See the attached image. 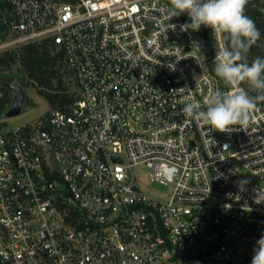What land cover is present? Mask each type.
<instances>
[{
  "label": "built area",
  "instance_id": "obj_1",
  "mask_svg": "<svg viewBox=\"0 0 264 264\" xmlns=\"http://www.w3.org/2000/svg\"><path fill=\"white\" fill-rule=\"evenodd\" d=\"M171 11L170 0H0L15 33L0 48L47 41L75 84L63 107L0 119V264H251L264 101L231 133L185 116L188 98L206 110L214 92L246 89L215 74L224 35L184 30L187 13Z\"/></svg>",
  "mask_w": 264,
  "mask_h": 264
},
{
  "label": "clouds",
  "instance_id": "obj_2",
  "mask_svg": "<svg viewBox=\"0 0 264 264\" xmlns=\"http://www.w3.org/2000/svg\"><path fill=\"white\" fill-rule=\"evenodd\" d=\"M247 3L248 0H170V18L182 13H187L189 17L190 23L182 26L184 30L199 31L204 26L212 33L224 35L229 42L216 53L215 74L233 85L247 82L258 93L253 97L244 90L227 94L217 91L207 100L206 110H201L199 101L188 98L183 108L185 116L195 118L218 132L247 129L257 101L264 100V58L257 57L251 64L243 62L244 54L260 38L255 22L245 14ZM170 67L174 68V65ZM248 183V180L241 179L237 186L243 191ZM253 191L254 203H264V189ZM253 252L251 264H264V235L256 242Z\"/></svg>",
  "mask_w": 264,
  "mask_h": 264
},
{
  "label": "trees",
  "instance_id": "obj_3",
  "mask_svg": "<svg viewBox=\"0 0 264 264\" xmlns=\"http://www.w3.org/2000/svg\"><path fill=\"white\" fill-rule=\"evenodd\" d=\"M245 14L254 22L260 32V38L251 46L258 48L264 38V0H248ZM10 33V20L0 23V41L7 38ZM225 37V36H224ZM226 39V38H225ZM206 43L208 55L211 57V39L207 35ZM227 44L229 42L226 40ZM62 58V53H55L47 41L29 42L21 45L19 49H12L0 54V67H10L19 63L24 69V77L28 79V84H34L37 92L43 96L50 107H63L71 101L70 93L63 86V80L59 73L58 62ZM20 83L25 84L18 78ZM258 93L251 91V96L255 97ZM264 101L258 100L257 102ZM11 102V93L5 87L0 86V113L5 112Z\"/></svg>",
  "mask_w": 264,
  "mask_h": 264
},
{
  "label": "rangeland",
  "instance_id": "obj_4",
  "mask_svg": "<svg viewBox=\"0 0 264 264\" xmlns=\"http://www.w3.org/2000/svg\"><path fill=\"white\" fill-rule=\"evenodd\" d=\"M15 37V33L10 32L5 40L13 39ZM40 42V41H37ZM23 44H15L8 47H2L0 48V54H2L5 51H10L14 48L19 49V47ZM244 61L249 64H251L257 57L264 58V38L260 42L258 48H251L247 51V53L244 54ZM59 65V63H58ZM60 69V66H59ZM59 73L61 75V78L63 80V86L68 91H72L75 88V84L73 79L69 74H66L65 72L62 73V71L59 70ZM25 72L22 66L19 63H15L11 65L10 67H0V78L5 79L7 81H12L14 79H20L24 84L27 91V101L24 108V111L15 117L11 118H3V115L5 112L0 113V119H7L11 125L17 126L22 123L31 121L35 119L37 116H39L41 113H43L46 109H50V106L46 99L41 96L37 92V87L34 84L29 83L28 79L24 77ZM22 84V83H21ZM244 85L246 91L251 95L252 88L248 85L247 82H242ZM23 85V84H22ZM70 93V92H69ZM71 96V95H70ZM134 175L136 176L137 183L147 192H151L154 190L152 186L148 183L150 180L149 176V170L144 168H136L134 169Z\"/></svg>",
  "mask_w": 264,
  "mask_h": 264
},
{
  "label": "water",
  "instance_id": "obj_5",
  "mask_svg": "<svg viewBox=\"0 0 264 264\" xmlns=\"http://www.w3.org/2000/svg\"><path fill=\"white\" fill-rule=\"evenodd\" d=\"M198 43L201 44V41ZM0 86L7 88L11 93V102L5 111L3 118H11L20 115L24 111L27 101L26 88L17 79L12 81L0 79ZM114 159L122 162L119 158Z\"/></svg>",
  "mask_w": 264,
  "mask_h": 264
},
{
  "label": "flooded vegetation",
  "instance_id": "obj_6",
  "mask_svg": "<svg viewBox=\"0 0 264 264\" xmlns=\"http://www.w3.org/2000/svg\"><path fill=\"white\" fill-rule=\"evenodd\" d=\"M0 79H2V78H0ZM2 80H5V79H2ZM5 81H7V80H5ZM10 92V91H9Z\"/></svg>",
  "mask_w": 264,
  "mask_h": 264
}]
</instances>
